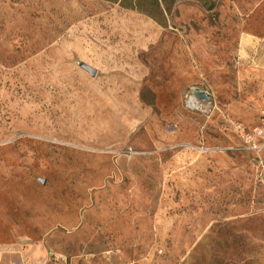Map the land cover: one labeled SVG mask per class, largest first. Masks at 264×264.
I'll return each mask as SVG.
<instances>
[{"label":"rangeland","instance_id":"obj_1","mask_svg":"<svg viewBox=\"0 0 264 264\" xmlns=\"http://www.w3.org/2000/svg\"><path fill=\"white\" fill-rule=\"evenodd\" d=\"M0 264H264V0H0Z\"/></svg>","mask_w":264,"mask_h":264},{"label":"trees","instance_id":"obj_2","mask_svg":"<svg viewBox=\"0 0 264 264\" xmlns=\"http://www.w3.org/2000/svg\"><path fill=\"white\" fill-rule=\"evenodd\" d=\"M118 3L122 7L136 8L141 12L153 15L159 9L163 0H108Z\"/></svg>","mask_w":264,"mask_h":264},{"label":"water","instance_id":"obj_3","mask_svg":"<svg viewBox=\"0 0 264 264\" xmlns=\"http://www.w3.org/2000/svg\"><path fill=\"white\" fill-rule=\"evenodd\" d=\"M83 68L87 70L91 75H95L96 70L88 65H83ZM194 95L198 98H207V94L203 91H200L198 89L194 90Z\"/></svg>","mask_w":264,"mask_h":264},{"label":"built area","instance_id":"obj_4","mask_svg":"<svg viewBox=\"0 0 264 264\" xmlns=\"http://www.w3.org/2000/svg\"><path fill=\"white\" fill-rule=\"evenodd\" d=\"M241 137L246 143H253L254 141V135L245 131L240 132Z\"/></svg>","mask_w":264,"mask_h":264}]
</instances>
